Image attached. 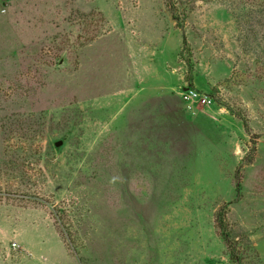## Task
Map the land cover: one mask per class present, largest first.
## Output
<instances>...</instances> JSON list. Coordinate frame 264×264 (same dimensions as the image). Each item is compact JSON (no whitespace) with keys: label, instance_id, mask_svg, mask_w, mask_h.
Instances as JSON below:
<instances>
[{"label":"rangeland","instance_id":"374dc122","mask_svg":"<svg viewBox=\"0 0 264 264\" xmlns=\"http://www.w3.org/2000/svg\"><path fill=\"white\" fill-rule=\"evenodd\" d=\"M0 264H264V0H0Z\"/></svg>","mask_w":264,"mask_h":264},{"label":"built area","instance_id":"2783aa9c","mask_svg":"<svg viewBox=\"0 0 264 264\" xmlns=\"http://www.w3.org/2000/svg\"><path fill=\"white\" fill-rule=\"evenodd\" d=\"M182 95L184 100L190 102L191 104L201 103V104L210 105L213 102V99H211L205 94L198 92L196 89L193 88L185 89Z\"/></svg>","mask_w":264,"mask_h":264},{"label":"water","instance_id":"95a60500","mask_svg":"<svg viewBox=\"0 0 264 264\" xmlns=\"http://www.w3.org/2000/svg\"><path fill=\"white\" fill-rule=\"evenodd\" d=\"M64 143V140H58V141H56L55 142V145L57 146V147H59V146H61L62 144Z\"/></svg>","mask_w":264,"mask_h":264},{"label":"trees","instance_id":"16d2710c","mask_svg":"<svg viewBox=\"0 0 264 264\" xmlns=\"http://www.w3.org/2000/svg\"><path fill=\"white\" fill-rule=\"evenodd\" d=\"M244 123H245L246 127H248V124H247V120L246 119H244Z\"/></svg>","mask_w":264,"mask_h":264}]
</instances>
